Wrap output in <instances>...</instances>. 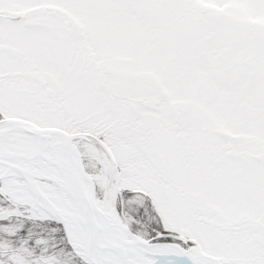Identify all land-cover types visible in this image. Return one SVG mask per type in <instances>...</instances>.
Returning a JSON list of instances; mask_svg holds the SVG:
<instances>
[{
	"label": "snow or ice",
	"instance_id": "obj_1",
	"mask_svg": "<svg viewBox=\"0 0 264 264\" xmlns=\"http://www.w3.org/2000/svg\"><path fill=\"white\" fill-rule=\"evenodd\" d=\"M0 264H264V0H0Z\"/></svg>",
	"mask_w": 264,
	"mask_h": 264
}]
</instances>
